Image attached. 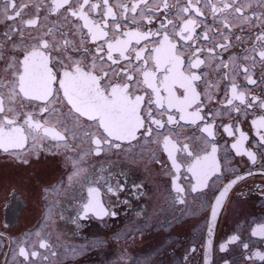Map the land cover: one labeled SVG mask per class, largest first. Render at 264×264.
Wrapping results in <instances>:
<instances>
[{
	"label": "flooded vegetation",
	"instance_id": "af4514ba",
	"mask_svg": "<svg viewBox=\"0 0 264 264\" xmlns=\"http://www.w3.org/2000/svg\"><path fill=\"white\" fill-rule=\"evenodd\" d=\"M80 2L70 0V5L52 11V0H15L16 9H22L21 16L8 20L4 14L6 0H0V95L5 98V112L0 113V119L7 115L22 124L25 113H31L45 126H55L59 131L67 128V140L59 142V147L55 146L58 142L51 139L38 140L36 143L42 147L37 152L31 148L33 142L30 140L29 150L21 159L0 151V264H264L260 258L264 256V235L252 234L254 229L264 225V144L260 142L264 129H258L252 123L264 117V108L260 106L264 101V67H261L253 50L254 47L257 51L264 47V42L257 40V36L264 33V19L261 18L264 17V6L259 0H235V3L233 0H211V4L218 8H223L225 3L232 4V8L213 14L207 0H167L171 6L167 10L162 8V0H148L150 8L161 4L159 11L145 10V15L151 20L149 23L140 18L139 8L135 14L125 13L127 20L119 15L122 9L118 5L131 7L139 0H109L122 31L138 27L140 31L155 32L164 23L178 44L185 64L192 53H196L192 59L204 61L192 69L201 76L196 81V88L202 102L203 119L196 124L179 121L178 125H168L167 110L162 115L154 105L145 106V113L151 107L154 118L162 120L165 126L157 129L150 125V135H144V129H141L137 138L130 142L112 141L119 144V148L102 143L100 154L96 155L92 136L84 133H93L102 139L101 132L86 118L77 119L70 113L66 102H54L50 106L60 111L41 114L40 107L44 106L41 102L21 104V98L17 97L12 105L8 100L13 72L19 68L18 61L25 49H30L37 42L36 38L47 40L59 49L50 47L47 50L53 57L50 66L57 74L65 68L70 70L79 62L86 70L91 69L98 75L107 71L108 77L101 81L103 85L112 80L124 82L125 77L116 73L128 66V61L120 60L118 65H113L105 56V62H101L95 57V52L98 46L103 45L106 53L105 41L93 42L87 29L82 27L83 21L68 12L69 7L75 8ZM91 2L101 5L95 13H89L91 19L100 22L104 15L102 0ZM189 3L192 9L187 13L181 12L180 9ZM236 7H241L242 12L236 13ZM195 8H199L200 15ZM9 14L14 15V12L9 9ZM133 15L137 17L138 24L132 23ZM28 19H36L37 25L27 26L24 22ZM185 19H193L198 24L194 39L190 41H182L174 35V28L179 31ZM225 22L230 28L223 27ZM113 23L109 18V39L116 35L111 32ZM49 29L53 30L51 35H47ZM205 32L210 40L202 38ZM65 40L69 41L67 46L64 45ZM158 42L159 37H151L140 45L133 43V47L151 48ZM197 49L201 51L197 52ZM209 49L213 51L209 52ZM128 54L134 56V52ZM113 55L120 59L118 53ZM94 58L96 66L93 69ZM138 63L143 66L142 61L132 60V65ZM247 76L256 83L249 84ZM233 84L237 86L238 93H244V103L236 99L231 105L227 103L232 97ZM135 94L144 95L145 90L136 89ZM10 105L14 112L7 111ZM195 107L193 105L192 110ZM172 114L179 120L175 110ZM207 125H211V136L200 131ZM225 126H229L232 135L225 131ZM240 132L247 138L242 141L241 154H237L232 145L240 139ZM165 136L170 137L178 149L188 144L195 155H203L211 150L213 144L216 145V159L221 171L209 179L207 187L191 191L195 181L186 171L190 158L183 151H178L176 158L181 168L177 184L184 192L178 194L174 191L172 180L176 173L163 148ZM65 148L79 156L80 163L70 164L72 173L78 175L72 174L71 177L84 185L74 198V210L64 212L55 209L52 196L53 210L43 218L45 225L40 224L46 214L43 206L36 205L39 202L36 199H40V189L45 194L47 186L55 182L54 171L44 170V166L51 162L55 166L57 155L51 153L69 156L71 153H66ZM245 152L255 155V163ZM135 153L143 156V163ZM24 159L28 162L24 163ZM237 176L244 178L234 184L223 198L209 235L210 205L223 186ZM89 187L99 190V202L108 215L98 217L96 211L84 213ZM109 187L114 191L109 192ZM154 187L159 188L157 196ZM178 196L184 203L178 202ZM138 213L144 214L140 222L142 226H135L139 224ZM233 236L237 239L229 242ZM41 242L47 246L41 248ZM221 245L225 246L224 251L220 250ZM21 248L25 249L27 257L19 254ZM33 252L37 253L35 257L31 255Z\"/></svg>",
	"mask_w": 264,
	"mask_h": 264
},
{
	"label": "snow or ice",
	"instance_id": "6c2138e0",
	"mask_svg": "<svg viewBox=\"0 0 264 264\" xmlns=\"http://www.w3.org/2000/svg\"><path fill=\"white\" fill-rule=\"evenodd\" d=\"M199 2V0H197ZM211 5L213 14L217 12H224L226 9L232 8V4L225 3L223 8H218L211 4V0H207ZM52 11H56L65 5H70V0H52ZM235 3V0H233ZM259 3L264 6V0H259ZM104 9L103 19L96 22L90 18L89 13H95L101 7L98 3H93L91 0H81L75 8H68L71 16L77 17L83 21L82 27L87 29L88 34L93 42L104 40L107 51L105 53L104 46H98L95 52L101 62L111 61L113 65H118L120 60L128 61V66L119 69L117 76L121 74L125 77L124 82L119 80H112L107 85H103L101 81L108 77V72L104 71L102 75L96 74L93 70H86L77 62L70 70L65 68L62 73L57 74L54 68L50 66L53 57L47 53L51 47L59 50L56 45L50 44L49 41L42 38H36L37 42L32 45L30 49H25L22 59L18 61L19 68L13 72L14 80L11 83L8 100L14 105L16 98H21V104L24 102H41L44 106L40 107V113H49L60 111L56 107H51L54 102H66L69 106V111L75 114L76 118H86L92 122L97 130L101 132V138H97L95 134L85 132V136H92L91 143L96 146L95 154H100V145L106 144L111 147L119 148V144H113L112 141H132L137 138V133L144 129V135H150L152 128L150 125H155L157 129L163 128L164 122L160 119L154 118L151 107H148L145 113V106L154 105L156 109L163 115L167 110L168 125H178L179 121H185L190 124H196L198 120H202L200 94L197 92L196 81L201 79L200 75L192 69L198 68L204 63L203 60L196 58L192 59L196 53H192L187 64L178 49V44L173 40L172 36L167 31V25L161 23L160 29L153 32L151 30L144 32L139 28H133L128 31H122L119 22L117 21V14L109 4V0H102ZM122 9L119 13L120 17L127 20L125 13H136L140 9V18L146 19L150 23L151 20L145 15V10L155 12L161 10V4H156L154 7H149L148 0H139L138 3H132L131 7L127 4L118 5ZM171 6L167 0H162V8L169 9ZM9 9L14 12V15L9 14ZM192 9L191 3L188 6L180 9L181 12L187 13ZM197 15H200L199 8L194 9ZM236 13H241L242 8L236 7ZM21 10L16 9L15 0H6L4 14L8 20H14L21 16ZM112 18L113 25L111 32L115 33L114 39H109L110 32L108 19ZM264 19V17H261ZM247 19V17H245ZM27 26L35 27L37 25L36 19H28L24 22ZM132 23L138 24L137 17L132 16ZM168 23H172L168 21ZM198 24L193 19H185L179 26V31H175L174 35L179 37L182 41H190L194 39L195 28ZM224 28H230V25L225 22ZM163 30V33L161 32ZM52 29H49L47 35H51ZM22 35V33H21ZM151 37H159V42L151 48L147 46L134 48L135 45H140L142 41H148ZM203 39L210 40V36L205 32ZM239 38V37H238ZM257 40L264 42V33L257 36ZM69 41L65 40L64 45L67 46ZM17 47V45H14ZM218 47H226V45H218ZM256 55L259 57L261 67H264V47H261ZM197 52L201 49H197ZM213 51L212 49L208 50ZM134 52V56L128 53ZM113 53H118L117 59ZM143 62L141 64L132 65V60ZM254 59V58H253ZM96 66V59L93 60V69ZM227 67V65H224ZM248 69L245 68L247 73ZM137 75L140 77L137 80ZM249 84H255L251 76H247ZM58 84V88L56 85ZM144 89L145 94L139 95L134 92L136 89ZM150 90V92L148 91ZM232 97L228 100L231 105L234 99L241 103L245 101L244 93L237 92V86L232 85ZM62 93V99L60 94ZM255 100V97L253 98ZM5 98L0 95V113L5 112ZM193 105H196L193 109ZM261 108H264V101L260 103ZM175 110L179 115V120L172 114ZM238 110V109H237ZM8 112H14V107L11 105L7 108ZM253 125L258 129H264V117L252 121ZM201 132L212 135L211 125H207L200 129ZM225 131L232 135L229 126H225ZM237 131L239 129L237 128ZM64 131H59L55 126L48 127L35 120L31 113H25V119L22 124L17 120L9 118L4 115L0 119V151L10 153L17 159H21L28 148V142L31 140V148L41 150L36 142L51 139L58 142L55 146L59 147V142H66L67 136ZM247 137L243 132H240V139L232 145L236 149L237 154H241L242 141ZM261 144H264V134L260 137ZM164 151L167 153L168 159L171 161L172 169L176 175L173 177L172 186L176 193L181 194L184 189L177 184L181 165L177 162L176 154L178 151H183L190 158L186 164V171L191 174V179L195 181L191 185V191L197 192L208 186L209 179L221 171L220 165L216 159L217 147L215 144L211 146L210 151H206L203 155H195L188 144H184L182 148L177 147V144L168 136H165L162 141ZM70 147V146H69ZM254 163L256 160L252 152H245ZM27 163V159L23 160ZM158 162V161H157ZM78 175L74 173L73 176ZM73 177H69L71 180ZM243 176H237L223 186L219 195L215 197V202L210 205V220L208 222V234L212 232L213 222L217 216L219 206L223 203V198L228 193L229 189L242 180ZM109 192L114 190L109 187ZM88 203L84 205V213L89 211H96V215H108L104 206L99 202L100 192L95 187L88 188ZM178 202L184 203L181 196H178ZM98 209V210H97ZM115 215V213H112ZM253 235H264V225L253 230ZM237 237L233 236L229 242L235 241ZM47 245L41 242L40 247L44 248ZM247 247V245H245ZM221 251L225 250V246L221 245ZM194 251V249H193ZM21 256L27 257L24 248L19 250ZM33 257L37 255L36 252L31 254ZM264 260V256L260 257Z\"/></svg>",
	"mask_w": 264,
	"mask_h": 264
},
{
	"label": "rangeland",
	"instance_id": "374dc122",
	"mask_svg": "<svg viewBox=\"0 0 264 264\" xmlns=\"http://www.w3.org/2000/svg\"><path fill=\"white\" fill-rule=\"evenodd\" d=\"M51 151V148L48 150ZM66 153H71L69 156L65 155L62 156L59 153H51L50 155H57V160L55 162V166L54 163H48L46 164V166H44V170L46 169H51L54 171L55 175V182L52 183L51 186H47L46 192L45 194H43V189H40V193H39V198L40 199H36L39 207L43 206L44 209V213L46 215L42 216V219L40 220V224H44L45 222L43 221V218L47 217L48 213L50 211L53 210V205H52V196H54V208L60 211H68V210H74L76 207V202H74V198L76 197V195L78 193H80V191L83 188L84 183L83 182H78L77 179H75V177H73L71 180H69V177L73 174L72 171L70 170V164L74 165V164H78L80 163V158L78 155L73 154L72 152H70L67 148H65ZM139 157L140 158V162L143 163V156L138 155V153H135V157ZM36 157V152L34 151V158ZM75 179V180H74ZM154 194L157 196L158 195V187H154ZM62 195V196H61ZM61 196V197H60ZM38 211H39V208ZM79 207V204H78ZM77 207V209H78ZM35 208V207H34ZM24 209H27L26 207ZM144 216V214L142 213H138L136 215L139 221V224H136L135 226H142L141 219ZM157 215L152 216L153 218H155ZM164 222H158V224H163Z\"/></svg>",
	"mask_w": 264,
	"mask_h": 264
},
{
	"label": "water",
	"instance_id": "95a60500",
	"mask_svg": "<svg viewBox=\"0 0 264 264\" xmlns=\"http://www.w3.org/2000/svg\"><path fill=\"white\" fill-rule=\"evenodd\" d=\"M89 200V199H88Z\"/></svg>",
	"mask_w": 264,
	"mask_h": 264
}]
</instances>
